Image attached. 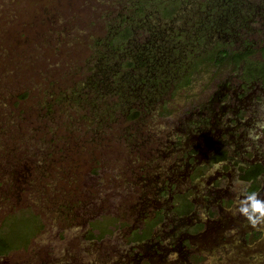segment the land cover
Instances as JSON below:
<instances>
[{"label": "rangeland", "instance_id": "374dc122", "mask_svg": "<svg viewBox=\"0 0 264 264\" xmlns=\"http://www.w3.org/2000/svg\"><path fill=\"white\" fill-rule=\"evenodd\" d=\"M120 4L125 13L134 10L131 0ZM108 13L113 17V0H0V72L24 75L26 64H12L27 49L58 65L83 61L90 54L86 46L104 36L102 15ZM192 23L184 28L188 39ZM65 27H72L68 40L65 31L57 36ZM164 48L173 64L191 47L182 39ZM210 69L196 80L189 100L142 129L151 135L149 142L141 147L113 130L101 150L89 143L84 155L91 165H77L76 176L59 172L72 164V152L60 153L63 162L46 158L51 138L33 132L32 117L24 128L1 118L10 114L15 95L9 104L1 100L15 88L0 76V230L5 217L23 210L43 224L26 247L0 256V264H264V227L233 214L239 192L264 198V176L255 189L237 173L244 161L264 162V87L257 81L247 89L226 69L210 80ZM240 102L245 109L235 113ZM33 104L31 97L18 110ZM220 147L229 158L213 164L211 151ZM184 201L191 203L187 213L180 210ZM16 220L14 229L26 239L31 231ZM148 221H154V238L137 249L128 232Z\"/></svg>", "mask_w": 264, "mask_h": 264}, {"label": "trees", "instance_id": "16d2710c", "mask_svg": "<svg viewBox=\"0 0 264 264\" xmlns=\"http://www.w3.org/2000/svg\"><path fill=\"white\" fill-rule=\"evenodd\" d=\"M211 1L212 5L204 0H160L157 6L156 0H131L134 10L125 13L120 0H113V17L112 13L102 15L106 32L86 46L90 54L83 61L58 65L52 59L29 55V49L23 60L14 57L12 66L16 69L24 63L27 71L12 78L8 69L0 72L15 88L1 100L3 105L9 104L15 95L10 114L1 118L16 120L24 128L32 117L33 132L51 138L46 158L60 160L64 150L72 152L68 156L72 164H64L59 172L76 176L77 165H91L84 155L89 143L98 151L115 130L141 147L149 142L151 135L142 129L170 114L178 101L189 100L196 80L208 68L215 69L210 80L225 69L233 73L242 69L245 79L264 81V0ZM190 23L195 30L188 39L184 28ZM68 29L62 28L57 36L63 38L65 31V38L71 37L72 27ZM182 39L191 48L172 64L164 46ZM3 52L5 58L11 54L10 48ZM46 53L54 55L52 49ZM31 97L34 104L18 110ZM14 121L9 124L16 126ZM226 157L220 152L214 161ZM250 170L255 173L247 171L241 178L257 184L256 176L264 168L256 165ZM17 218L31 231L26 239L14 229ZM42 225L39 216L29 210L9 214L0 230V256L26 247Z\"/></svg>", "mask_w": 264, "mask_h": 264}, {"label": "flooded vegetation", "instance_id": "af4514ba", "mask_svg": "<svg viewBox=\"0 0 264 264\" xmlns=\"http://www.w3.org/2000/svg\"><path fill=\"white\" fill-rule=\"evenodd\" d=\"M260 40V39H259ZM258 48V47H257ZM260 56L261 53H260ZM243 70L240 69L239 71L237 72H234V75L233 77L234 78H237L240 80L242 86L244 85L247 89H249L251 86H255V82L257 81H254V80H247L245 79V77H243ZM258 82H260V84L264 87V81L263 80H259ZM260 99L262 98L261 96H259ZM263 100V99H262ZM241 108V109H240ZM225 108H221V110ZM245 109V106H243V104L240 102L238 104V107L237 109H235V113H238L240 112V110H243ZM263 111V114H264V110ZM262 113V112H261ZM234 121L235 122H239V119L238 118H234ZM261 130H262V134L264 135V124L261 126ZM220 152H224L226 154V158L222 161H217L215 162L214 161V158L215 156L220 153ZM228 152L226 151L225 148H217V149H213L211 151V155H210V158H209V161H211L213 164H225L228 160ZM256 165H260L264 168V162H261L260 160L259 161H256V160H253V161H244L240 164L237 165V173L240 177V180L242 181L243 179L241 178L243 175H245V173L247 171H251L250 169L253 167V166H256ZM195 171V170H194ZM198 170H196L197 172ZM254 171V170H253ZM251 171V172H253ZM258 171V170H256ZM255 173V171H254ZM254 173H250V175H253ZM264 176V172L262 173H259L256 178L257 180L259 181L257 184L254 183V180L252 181H247V180H243V182H245L248 186H259L260 185V182L262 181V177ZM116 196V195H114ZM181 213H187L191 210V203L188 202L186 203L185 201L181 204ZM159 213L161 212H158L156 217L159 216ZM116 219L113 218V226L112 229L116 226ZM146 222V221H145ZM153 227H154V221H148L145 226H141V227H131L128 234L130 235L129 237V240L131 241V243L133 244V246L137 249H140L141 246L140 245H145L146 243L148 242H152L153 238H154V235L152 234V230H153Z\"/></svg>", "mask_w": 264, "mask_h": 264}, {"label": "clouds", "instance_id": "9594fccd", "mask_svg": "<svg viewBox=\"0 0 264 264\" xmlns=\"http://www.w3.org/2000/svg\"><path fill=\"white\" fill-rule=\"evenodd\" d=\"M219 167L220 165H217V168ZM233 214L242 215L253 227H264V198L257 192H239Z\"/></svg>", "mask_w": 264, "mask_h": 264}]
</instances>
